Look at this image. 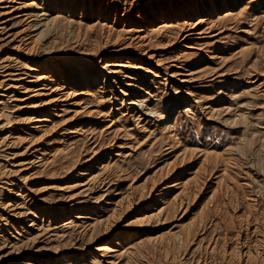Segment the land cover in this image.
Wrapping results in <instances>:
<instances>
[{
	"label": "rangeland",
	"instance_id": "374dc122",
	"mask_svg": "<svg viewBox=\"0 0 264 264\" xmlns=\"http://www.w3.org/2000/svg\"><path fill=\"white\" fill-rule=\"evenodd\" d=\"M31 1L0 0V264H264V98L245 90L264 0H194L215 24L197 42L148 27L150 51L173 66L157 78L140 56L101 54L145 92L87 83L104 65L97 32L83 28L71 54L57 26L39 37ZM103 1L136 15L191 0Z\"/></svg>",
	"mask_w": 264,
	"mask_h": 264
},
{
	"label": "bare ground",
	"instance_id": "6f19581e",
	"mask_svg": "<svg viewBox=\"0 0 264 264\" xmlns=\"http://www.w3.org/2000/svg\"><path fill=\"white\" fill-rule=\"evenodd\" d=\"M31 2L32 3L29 5L33 6L34 11L31 13L29 17H31L34 22L32 27L35 28L37 31L41 30L38 33L39 37L41 36V34H43V32L46 31L49 32V30L52 29L51 27L57 26L58 29H60L58 30L60 31V34L64 35L65 43L68 44V47L66 48L69 49L70 52H72L71 54H75V55L80 54L79 51L75 50L74 48H77L79 46V42L81 39V38L79 39L80 37L79 34L81 33V31H83V28L88 30V32H94V31L97 32L96 35H98L97 38H99L100 42H98V47L96 48V50L93 49L94 51H92V53L94 52L95 56L96 54L98 56H101L99 57V59L104 60V65L100 69V72L98 71L99 73L97 74V77L89 76L86 78V75L85 74L83 75L87 83H96L99 82L100 79H102L103 80L102 84L106 83L108 84V86L115 88H119L118 86L121 84H126L127 87H130L131 89L134 88L138 92H145L143 89L145 85L144 81L141 80V77L139 75H137V78L133 79L132 82L123 83L121 81V76L123 75L122 74L123 71L121 68L122 65L116 63L118 62L117 61L118 59L128 60L131 59L132 57L136 58V56H140V58L138 59L136 58V60L140 62L139 63L140 66L136 67V69L137 70L142 69L141 65L142 66L144 65L147 67L146 73L151 76H154L155 78H157L159 74H161L162 72L172 70L173 68L172 65H166V67H164L162 65L164 60L162 59L161 61V59H159L156 53L150 51L151 50L150 48H152V44L149 42L150 40L148 39L147 35H145V32L148 30L147 29L148 27H151V25H153L154 23H158L161 27L158 29L155 28L150 29L151 30L150 33L160 38L167 37L166 33L168 29L176 28L178 32L175 35V39H174L176 40L175 42L184 43L187 41L197 42L204 40V37L211 34V31L213 30L215 25L214 22L210 20V18L203 19L198 16L199 13L197 9V3L194 0L189 1L187 4L170 5V8L163 9L161 11L152 10L154 8L144 11L143 9L138 8L136 15L131 14V11L126 8L123 9L115 8L114 10L110 2H105L103 0L101 3L98 2L100 6L99 4H94L95 3L94 0H91L89 5H87L86 0H64L63 4H61V0H33ZM221 3L224 6L225 0H221ZM79 4L81 6V9L79 8ZM213 9L214 6L212 7V10ZM79 11L80 13H78ZM119 11L121 12L119 13ZM78 14H79L78 16L79 18L77 20L76 15ZM208 14L210 13H207V16H210ZM93 17L97 18V20L94 22H92ZM180 18H182L183 20L181 26L176 27V26L168 25L170 24V21L180 20ZM84 20H86L85 23ZM203 26L205 27L202 28ZM101 42H102V46L104 47L99 46ZM185 47L187 49L193 48L189 46H185ZM103 48H106V51L101 50ZM146 48H148V50H146ZM104 52L110 54L113 58H117V60H113L106 56L103 57L101 54H104ZM263 53L264 52H262V54L260 53L261 57H258L257 59H255V61H253V63L249 68V70H251V74L248 76V79L247 78L245 79L246 81L245 90L250 94V97L253 96V98L259 96H262L264 98V54ZM191 74L189 73L184 75L182 79L177 80L178 83L188 85L194 82L195 78L194 76H192L194 73L192 75ZM179 76H183V75L179 73H175V75L174 74L169 75L170 78H174V79L175 77H179ZM48 78L49 76L42 75V77L37 78L35 82L38 84V82H44V80H47ZM30 82H34V81H30ZM133 82H135V84H133ZM47 86L48 85L44 84L43 86L41 85L40 88L36 87L37 89H33L30 91L33 93L47 91L50 89V88L48 89ZM120 92L123 95V97H128V95L122 90ZM32 97L33 96H31V98ZM129 104L134 105L132 100H130ZM39 107L41 106L39 105ZM44 121L47 122L46 119H42V118L36 120V122L39 123H42ZM39 127L42 126L38 125L35 128H39ZM163 210L164 209H161L157 213V215L160 214L161 211ZM257 229L259 228L256 227L252 232V234L255 233ZM249 239L248 240L245 239L244 243H242V245L245 247V249H248V251H250L251 249L250 248L251 243ZM177 241L179 247L183 245V243H185L187 239L182 236H179L177 237ZM215 243L217 244L218 241L216 240ZM105 249L106 247H102L100 250H105ZM199 252L200 251L198 250V253ZM204 254H215V252L214 250L208 252V249L207 250L205 249ZM192 260H193V264H207V262L205 261L206 258L201 259L200 257L196 259V257H194V259Z\"/></svg>",
	"mask_w": 264,
	"mask_h": 264
}]
</instances>
